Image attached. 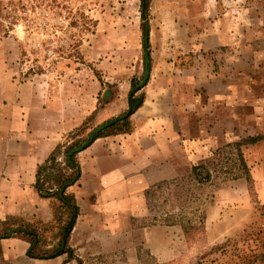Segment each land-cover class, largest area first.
Here are the masks:
<instances>
[{
	"label": "rangeland",
	"instance_id": "rangeland-1",
	"mask_svg": "<svg viewBox=\"0 0 264 264\" xmlns=\"http://www.w3.org/2000/svg\"><path fill=\"white\" fill-rule=\"evenodd\" d=\"M183 1L150 0L148 23L154 32L152 65L186 69L178 74L171 66L170 86L173 119L184 124L181 131L175 125V134L188 144L180 150L185 156H179V177L149 188L136 220L138 228L169 227L162 236L150 232L147 238L165 244L174 257L157 260L143 246L139 229L137 237L126 236L121 244L91 247L82 254L71 248L75 264H259L252 261L264 243V139L246 141L264 136V22H258L257 14L250 16L245 25L229 30L232 36L219 38L224 47L204 51L199 34L213 20L201 22L192 4L181 8ZM229 1L241 21L247 8L264 11V0L253 5ZM140 23V0H0V78L1 67L16 83L66 74L93 103V111L61 145L73 134L85 138L128 109L131 81L140 83L143 74ZM224 24L217 28L229 29ZM143 89L134 97L144 100ZM226 93L232 96L225 98ZM133 115L122 130H133ZM61 151L51 167L53 173L68 175ZM51 201V220L13 218L0 226V234L12 223L32 224L38 233L33 254L44 258L57 247L55 215L66 219L58 201ZM18 233L30 245L31 238Z\"/></svg>",
	"mask_w": 264,
	"mask_h": 264
},
{
	"label": "crops",
	"instance_id": "crops-1",
	"mask_svg": "<svg viewBox=\"0 0 264 264\" xmlns=\"http://www.w3.org/2000/svg\"><path fill=\"white\" fill-rule=\"evenodd\" d=\"M252 1L250 5L254 4ZM186 2L181 3L183 10L192 4L201 22L213 20L208 30L199 34L204 40L200 42L204 51L215 52L224 47L219 38L232 36L229 30L245 25L250 16L257 14L258 22H264V11L256 12L254 7L245 9L241 21L242 18L233 15L236 10L229 0ZM220 22L229 29L219 30ZM260 32L264 34L263 30ZM153 33H149L150 44L154 41ZM171 66L174 64L151 66L150 80L143 89L145 99L132 117L134 125L130 133L99 138L76 157L81 175L66 193L71 194L79 209L68 239L70 248H76L78 254L92 251L91 247L121 244L126 236L137 237L140 229L143 246L157 260L174 257L168 248L164 250L165 244L147 238L150 232L162 236L169 227L138 228L136 223L140 208L146 207L145 192L158 183L179 177L180 150L184 151L182 146L188 144L181 143L175 134L176 127L183 129L184 124L173 119ZM173 71L183 74L186 69L178 66ZM212 78L218 81L217 77ZM13 81L1 67L0 221L11 217L47 222L54 216L52 198H41L34 189L38 167L67 135L83 125L93 111V103L84 99L81 89L66 74L59 78L44 75L23 83ZM230 95L226 93L225 98ZM214 98L217 100L218 96L215 94ZM173 134L177 142L172 140ZM165 240L169 238L166 236ZM28 248L29 243L22 237L0 238V264H75L73 260L67 262L66 255L50 259L29 257Z\"/></svg>",
	"mask_w": 264,
	"mask_h": 264
},
{
	"label": "trees",
	"instance_id": "trees-1",
	"mask_svg": "<svg viewBox=\"0 0 264 264\" xmlns=\"http://www.w3.org/2000/svg\"><path fill=\"white\" fill-rule=\"evenodd\" d=\"M38 3V2H37ZM150 0H140V29H141V42L143 49V74L140 83H136V80L131 81V91L128 96V109L117 118H111L100 125L94 127L85 138H78L76 134L71 135V141L66 145H58L54 151L47 158L45 163L38 167L36 180L34 184V189L41 198H52L58 201L60 210H63L66 214V219L63 220L61 216L55 215V222L58 225L57 229V247L56 249L46 254L44 259L54 258L60 255H66L67 262L74 260L73 251L68 246V239L70 233L75 226L76 219L79 213V209L76 202L72 196L66 193V190L74 185L80 178L81 171L80 166L77 162V155L87 149L95 140L99 138H104L108 136H113L121 133H130L132 128L127 131L122 130L121 126L123 123L129 121L130 117L139 109L143 103V96L134 97L135 93L139 92L143 87H145L149 81V73L152 66V60L150 57V43H149V15ZM135 93L132 95V92ZM130 104L132 106V112L128 113L130 109ZM264 139V136L251 137L247 139L246 143L255 144ZM240 147V145H238ZM62 149V151H61ZM61 151L63 157L64 170H67L70 174L59 175L53 173L51 166L56 161V155ZM243 165L242 159L240 160ZM244 168V165H243ZM68 184V186L61 192L63 186ZM47 186V187H46ZM155 187V186H154ZM57 210V209H56ZM55 210V211H56ZM6 220L15 222L11 217L0 221V226H2ZM17 230H22L26 233L28 237L31 238V242L27 251V256L33 258H40L33 254V247L35 245V239H38V233L36 229L30 223H12L11 226L5 230L3 234H0V238H10L19 235L16 233ZM13 232L11 235L10 233ZM258 259V260H257ZM258 261L259 264L264 262V243L262 244V253L254 256L252 263ZM248 264V263H245Z\"/></svg>",
	"mask_w": 264,
	"mask_h": 264
},
{
	"label": "water",
	"instance_id": "water-1",
	"mask_svg": "<svg viewBox=\"0 0 264 264\" xmlns=\"http://www.w3.org/2000/svg\"><path fill=\"white\" fill-rule=\"evenodd\" d=\"M149 75H150V73H149ZM134 93H135V91L132 92V95H133ZM131 112H132V106H131V104H130V109H129L128 113H131ZM114 118H117V116L114 117ZM67 186H68V184H66V185L63 186L62 190H61V191L59 192V194H58L59 196L61 195V192H62ZM18 232L25 233V232L22 231V230H21V231H20V230H17L16 233H18ZM12 233H13V232H11L10 235H11ZM25 234H26V233H25Z\"/></svg>",
	"mask_w": 264,
	"mask_h": 264
},
{
	"label": "built area",
	"instance_id": "built-area-1",
	"mask_svg": "<svg viewBox=\"0 0 264 264\" xmlns=\"http://www.w3.org/2000/svg\"><path fill=\"white\" fill-rule=\"evenodd\" d=\"M49 53H51V54H52L53 52H49Z\"/></svg>",
	"mask_w": 264,
	"mask_h": 264
}]
</instances>
